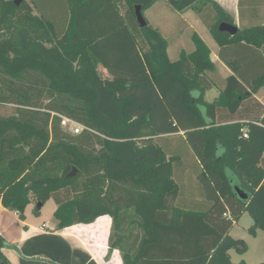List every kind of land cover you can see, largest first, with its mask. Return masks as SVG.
<instances>
[{
    "label": "trees",
    "instance_id": "16d2710c",
    "mask_svg": "<svg viewBox=\"0 0 264 264\" xmlns=\"http://www.w3.org/2000/svg\"><path fill=\"white\" fill-rule=\"evenodd\" d=\"M39 1L0 0V104L13 106L0 115L1 204L23 220L27 205L52 199L56 230L108 215V255L117 249L122 264H250L231 260V249L243 252L247 245L230 231L247 213L248 232H264V105L255 119L232 116L264 85V17L231 35L218 30L221 22H233L218 2L166 0L176 11L195 8L219 46L252 48L245 62H227L234 73L221 86L196 32L193 50L169 59L168 41L144 16L156 0H66L65 21L51 20ZM47 4L51 13L61 8ZM243 4L264 8V0H238V8ZM122 30L131 41L123 44L128 60L119 64L98 45ZM101 59L125 76L103 80ZM255 61L263 70L247 81L243 72ZM153 83L157 103L134 95ZM212 84L220 92L208 102ZM219 109L230 112L229 121L217 119ZM129 117L150 134H137L136 120L124 121ZM63 119L80 124V131L65 130ZM179 128L183 135L158 136ZM188 152L204 195L197 208L178 200L174 177ZM7 245L0 234V264H10L2 253Z\"/></svg>",
    "mask_w": 264,
    "mask_h": 264
},
{
    "label": "crops",
    "instance_id": "0c3cea01",
    "mask_svg": "<svg viewBox=\"0 0 264 264\" xmlns=\"http://www.w3.org/2000/svg\"><path fill=\"white\" fill-rule=\"evenodd\" d=\"M47 3L48 0L39 1L42 9L44 12H47L46 14L51 20H67L66 0H60L61 8L59 11L56 10L52 13L46 9V6L47 8L49 6ZM218 3L220 4L221 1ZM220 5L222 6L223 4L221 3ZM207 46L210 49V59L216 68L214 78L221 86L224 85L223 79L234 73L232 68L227 64V62L236 60L234 52L238 50L244 56L253 52L252 48L243 44L219 46L216 43L215 46L214 44L211 47L209 45ZM258 53L261 61V55H263V53L259 51ZM104 61L105 60L102 59L98 61V69L102 74L103 80H118L124 75V73L118 71L112 72L106 69L103 63ZM110 63L111 61H109V65ZM241 66L243 71L244 66ZM262 70L263 68L261 67L256 69L253 64H249L246 70L247 72L244 70L243 73L248 81L259 75ZM219 92V87L216 84H212L211 88L205 92L204 98L208 102L212 101L219 95ZM208 94L209 98L207 97ZM253 98L254 99H247L243 102L239 109V113L237 112L232 116V118H234L232 120L255 119L260 115L262 110L261 105H264V85L260 86L257 92L253 94ZM229 118L231 117L228 110L219 109L217 112V119L220 122L229 121ZM183 134V131H178L173 133H162L158 134V136ZM184 156L186 157L182 159L174 169V177L180 186L178 200L186 204L188 208H197L198 202L204 197L197 177L199 166L191 155V152L186 153ZM32 204L35 205L36 203L27 205L24 212L25 217L21 220L14 211L4 207L0 202V234L8 242V245L2 248V253L10 264H122V260L116 256V254H118L117 249H113L111 254L108 255V236L112 223L110 216L102 215L90 223H77L56 230V220L46 222L37 218L32 219ZM29 206H31L30 214L28 212ZM40 209L33 210L35 215H40ZM224 215L229 217V210H227ZM244 215H246V213H242L239 219L234 222V226ZM250 225L251 224H249L248 227ZM248 227H246V230ZM259 231L262 230L257 229L255 235L252 236L256 237L259 235ZM106 256L108 257L106 258ZM231 260L237 262V260L234 261L232 259V256Z\"/></svg>",
    "mask_w": 264,
    "mask_h": 264
},
{
    "label": "rangeland",
    "instance_id": "374dc122",
    "mask_svg": "<svg viewBox=\"0 0 264 264\" xmlns=\"http://www.w3.org/2000/svg\"><path fill=\"white\" fill-rule=\"evenodd\" d=\"M51 6H58L60 3L59 0H48ZM216 2L221 1L223 4L222 7L229 13L232 18V23L237 26H247V25H254L260 23L264 17V8L258 7L256 10H251L243 4L244 6L238 8V0H213ZM245 3V0H242ZM44 3V2H43ZM220 3V4H221ZM45 4V3H44ZM196 6H201V2L196 3ZM237 7V11H236ZM144 16L148 21V24L158 28L160 33L166 38L168 41V48L167 53L170 60H175L179 57V53L184 50L185 52H190L194 48V44L191 39L192 32H196L202 40L209 45L210 47L215 46V41L208 32L203 20L197 13L195 8L184 10L183 12L173 10L166 0H156L155 3L148 9L144 11ZM237 20V21H236ZM130 42L131 36L130 34L124 33V30L120 32H116L114 34L108 35L107 37L103 38L102 41L99 43V47L103 46L104 50H106L112 57L116 58V62L124 64L127 61L128 52L124 50V42ZM236 59L238 62L243 63L247 60V57L244 56L241 52L236 50L234 52ZM257 61V60H256ZM255 61V62H256ZM259 62V61H257ZM255 63V68L259 69V63ZM118 69V68H117ZM135 69V67H134ZM141 73V70H138ZM159 85H164L163 80L159 81ZM156 84H152V87H141L135 89L134 95L136 97H145L148 101L157 103V99L155 96ZM104 88L99 87V96L100 99L103 95ZM209 98V94L207 96ZM99 104L102 103L99 101ZM99 105V106H100ZM158 108V107H157ZM156 108V111H157ZM160 111V108H158ZM13 111L12 105H1L0 104V115H9ZM162 111V110H161ZM165 113V111H164ZM135 117H129L124 121L136 120L132 123L134 126L133 129L136 130V133L147 135L150 134L149 131L147 132L143 129L141 125V129H138L135 126V123L138 121L134 119ZM115 119V118H114ZM71 124L66 122L62 123V127L67 130L71 131L70 129ZM149 130V129H148ZM177 131H170L178 132L183 131L184 129H176ZM169 132V131H168ZM165 132V133H168ZM135 133V132H134ZM175 142L177 143L178 150L181 149V152L184 150V143H182L179 139H176ZM183 148V150H182ZM186 157V156H184ZM31 206L28 207L29 214L31 213ZM56 208V204L52 199L46 200L43 206L40 209V215H35L33 210L35 209V205L32 204V219H39L44 221H55L53 212ZM251 224V218L246 213L240 221L235 224L234 228L231 229L230 234L234 237H238L244 239L246 241L247 249L243 252H237L234 249L230 250V254L232 259L235 260H243L246 263H258L264 260V232L259 231L260 234L256 237L252 236L247 230L246 227ZM112 252V251H111ZM110 252V254H111ZM118 258L121 259L120 253L116 254ZM108 256H106L107 258Z\"/></svg>",
    "mask_w": 264,
    "mask_h": 264
},
{
    "label": "water",
    "instance_id": "95a60500",
    "mask_svg": "<svg viewBox=\"0 0 264 264\" xmlns=\"http://www.w3.org/2000/svg\"><path fill=\"white\" fill-rule=\"evenodd\" d=\"M21 0H14V2L16 4H19ZM135 15H136V19L138 21V23L140 24L141 27L146 25V21L144 19V16L141 12V6L140 5H136L135 6ZM218 30L220 32H228L229 34L233 35L237 32L238 30V26L232 23H228V22H221L218 25ZM75 169H73L72 172H70L68 174V176H71L74 173ZM236 192L238 193L240 198H247V194L243 191H241L239 188L236 187ZM43 203L42 202H37L35 204V209L39 210L42 207Z\"/></svg>",
    "mask_w": 264,
    "mask_h": 264
},
{
    "label": "built area",
    "instance_id": "2783aa9c",
    "mask_svg": "<svg viewBox=\"0 0 264 264\" xmlns=\"http://www.w3.org/2000/svg\"><path fill=\"white\" fill-rule=\"evenodd\" d=\"M66 122L71 124L70 129H71L72 133H78L80 131V129H81L80 124L73 122L69 119H63L62 123H66ZM244 136H246V135L244 134Z\"/></svg>",
    "mask_w": 264,
    "mask_h": 264
}]
</instances>
